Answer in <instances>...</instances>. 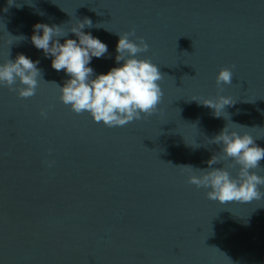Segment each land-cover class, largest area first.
Masks as SVG:
<instances>
[{
	"label": "water",
	"instance_id": "95a60500",
	"mask_svg": "<svg viewBox=\"0 0 264 264\" xmlns=\"http://www.w3.org/2000/svg\"><path fill=\"white\" fill-rule=\"evenodd\" d=\"M85 17L108 46L94 73L116 66V33L147 42L138 56L163 76L155 112L108 127L61 102L68 77L33 26ZM21 53L45 82L28 98L0 87V264H264V197L222 205L184 167L208 168L231 122L264 147V0H0V61ZM222 67L232 83L217 84ZM218 95L234 100L220 117L192 100Z\"/></svg>",
	"mask_w": 264,
	"mask_h": 264
},
{
	"label": "clouds",
	"instance_id": "9594fccd",
	"mask_svg": "<svg viewBox=\"0 0 264 264\" xmlns=\"http://www.w3.org/2000/svg\"><path fill=\"white\" fill-rule=\"evenodd\" d=\"M8 3L12 4L13 0H8ZM85 27H93L90 18L75 20L67 30L55 24L50 26L36 23L33 26L32 44L43 50L46 58H51L54 70H63L68 77L63 86L56 84L61 102L77 114L87 112L95 122H102L108 127L123 126L155 112L163 95L159 83L163 76L156 63L147 57L138 56L149 47L143 37L136 36L134 30L116 33L119 37L116 44V66L107 72L94 73L90 66L92 59L104 57L108 53V46L91 32H85ZM69 32L75 34L76 39L69 38ZM15 38L26 39L24 36ZM61 38L64 39L63 43L60 42ZM38 64V60L33 61L22 53L15 60L7 58L0 61V87L7 86L15 90L22 98L35 95L38 83L44 81ZM232 77V70L222 67L216 75V82L218 85L230 84ZM192 100L213 109L216 117L222 115L226 105L234 103L226 95ZM41 116H47L46 110L41 109ZM241 129L249 128L231 122V126L227 124L212 138L210 143L219 145L220 152L206 162L208 168L184 166L190 170L189 182L206 189L208 199L222 205L228 202L245 204L264 197L261 191L264 175L256 171L262 168L259 162L264 160V147L255 143L251 133ZM224 158L238 166L236 176L228 170L233 164L213 167L219 161H224ZM51 164L49 161L48 165Z\"/></svg>",
	"mask_w": 264,
	"mask_h": 264
}]
</instances>
